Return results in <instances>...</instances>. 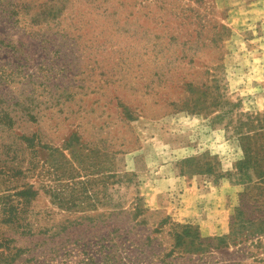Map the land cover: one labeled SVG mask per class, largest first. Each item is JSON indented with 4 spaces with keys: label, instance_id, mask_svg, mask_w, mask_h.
Masks as SVG:
<instances>
[{
    "label": "rangeland",
    "instance_id": "rangeland-1",
    "mask_svg": "<svg viewBox=\"0 0 264 264\" xmlns=\"http://www.w3.org/2000/svg\"><path fill=\"white\" fill-rule=\"evenodd\" d=\"M257 113L264 0H0V194L34 191L9 200L34 232L127 234L157 264L174 224L240 213L242 244L163 260L264 264V180L236 168L242 143L264 168V135L237 134Z\"/></svg>",
    "mask_w": 264,
    "mask_h": 264
},
{
    "label": "trees",
    "instance_id": "trees-1",
    "mask_svg": "<svg viewBox=\"0 0 264 264\" xmlns=\"http://www.w3.org/2000/svg\"><path fill=\"white\" fill-rule=\"evenodd\" d=\"M243 129L245 132L241 131ZM237 130L241 142L250 140L258 134L264 135V116L260 118L259 113L248 116L246 121L240 122ZM22 140L32 144L33 138L24 136ZM241 146L243 156L236 164L237 170L245 172V170L253 169L256 178L264 180V168L259 166L258 162L261 161L256 153H253L251 146L247 143L246 145L242 143ZM33 194L34 191L30 187L16 191L12 195L0 194V264H144L145 260L142 259L153 258L145 250H138L135 254L130 252L126 254L121 244L128 239L127 234L114 236L119 237L116 240L82 239L81 242V238L73 241L69 238L57 241L53 240L52 235H47L46 231H32L26 217L23 213H18L9 200L12 196L29 198ZM239 215L240 213H236L231 217L228 233L222 235L203 236L197 226L174 224L172 230L167 233L172 240V247L160 258L156 257L159 259L157 264H170L163 259L171 257L174 252L179 257L197 255L202 258L205 257L204 253L210 249L220 250L238 243L242 244L246 237L242 236V220ZM40 234L46 236L40 241L30 240ZM18 239H22L25 245L19 246ZM156 240L157 237L146 236L140 239L141 244L135 242L134 244L142 248L144 244L150 245ZM145 263L150 264L146 261Z\"/></svg>",
    "mask_w": 264,
    "mask_h": 264
}]
</instances>
